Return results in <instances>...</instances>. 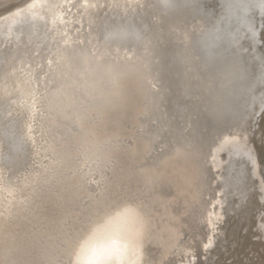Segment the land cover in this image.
Returning a JSON list of instances; mask_svg holds the SVG:
<instances>
[{"label":"bare ground","instance_id":"6f19581e","mask_svg":"<svg viewBox=\"0 0 264 264\" xmlns=\"http://www.w3.org/2000/svg\"><path fill=\"white\" fill-rule=\"evenodd\" d=\"M179 2L0 0V264L71 263L91 225V243L130 231L116 210L129 201L146 227L114 252L132 263H191L197 241L214 245L234 186L223 154L260 170L236 133L242 64L211 66L213 27ZM253 24L229 43L254 38Z\"/></svg>","mask_w":264,"mask_h":264},{"label":"rangeland","instance_id":"374dc122","mask_svg":"<svg viewBox=\"0 0 264 264\" xmlns=\"http://www.w3.org/2000/svg\"><path fill=\"white\" fill-rule=\"evenodd\" d=\"M196 1L191 0V6L187 3L190 2L188 0H181L179 3L185 4V8L190 13H195L196 17L194 18L202 19L201 21H204L207 27H213L209 35L210 40H205L207 45L202 44L201 49L203 50V47L209 48L213 54L221 49L220 52H223L225 60L233 59V61L240 62L255 81L251 85L243 82L241 84L239 104L242 119L238 121L237 127H240L236 133H240L241 139L246 141L254 153L260 175L255 179L250 176L252 165L246 157L244 159V156L234 153L223 154L225 176L233 182L234 186L227 195L222 222L220 221L222 224H219V229L215 231V238L217 237L215 243L206 250L202 249V244L197 241L198 245L194 243L196 245L193 247L195 250H193L194 256L190 260L191 263L187 258L179 259L176 264H264V195L262 196L263 190L260 189L259 185V180L264 184V7L260 8L263 2L262 0H230L236 4V7L228 9L227 7L230 8V1L228 0L226 2L224 0H217L218 2L206 0L204 2L203 0V4L202 0ZM245 21L254 23V31L257 34L253 41H251L249 33L246 35L243 32L240 45L239 43L234 44L233 48H229V38L238 27H243ZM110 27L112 31H120L121 33H129L132 30L131 26H121L115 23L110 24ZM161 88V96L165 99L164 104H166V101L171 99L173 95V88L164 78L161 81ZM243 93L247 95V100L244 102L241 98ZM253 94L257 101L253 98ZM244 160L251 166V171ZM257 179H259L258 182ZM146 252L149 256H145L143 259L151 261L155 250L150 249ZM120 257L124 258L123 256ZM171 261L168 260L163 264H172ZM132 264L142 263L133 262Z\"/></svg>","mask_w":264,"mask_h":264},{"label":"clouds","instance_id":"9594fccd","mask_svg":"<svg viewBox=\"0 0 264 264\" xmlns=\"http://www.w3.org/2000/svg\"><path fill=\"white\" fill-rule=\"evenodd\" d=\"M116 210L127 213L132 218L130 231L126 235L106 240L103 244L91 243L90 237L96 229L95 224L91 225L70 253L71 264H132L130 260L115 254L114 249L123 247L125 243L138 247L146 227V219L140 206L130 201L122 203Z\"/></svg>","mask_w":264,"mask_h":264},{"label":"water","instance_id":"95a60500","mask_svg":"<svg viewBox=\"0 0 264 264\" xmlns=\"http://www.w3.org/2000/svg\"><path fill=\"white\" fill-rule=\"evenodd\" d=\"M186 3V2H185ZM189 4V6H191V1L190 2H187ZM230 4V8L229 9H232V8H235L236 7V4L234 2H229ZM187 9V8H186ZM189 12V11H188ZM192 14V13H189V15ZM254 38H251V41H253ZM233 45L234 43H230L228 45L229 48H233ZM221 50V49H220ZM220 50H218V52L216 54H213L211 49H210V56H212V59H214V61L211 63V66H219V67H223V65L225 64L224 62L227 60H225V58L223 57V52H220ZM229 50V49H227ZM243 67V66H242ZM244 70V73H245V76H244V79H241L240 82L243 81V83L245 84H248V85H251V84H254L255 81L249 76V74L247 73V69L243 68ZM244 94V93H243ZM247 95H242L241 98H242V102L246 101L247 100ZM204 118V122L206 124L207 127L209 126H213V125H221L220 122H215L213 120V118L211 117H208L207 115H204L203 116ZM246 161V160H244ZM246 163L248 164V162L246 161ZM249 165V164H248ZM249 168H250V171H251V166L249 165ZM252 178H256L255 176H253L252 172H251V175H250ZM257 182H258V179H257ZM260 194H262V192H260Z\"/></svg>","mask_w":264,"mask_h":264}]
</instances>
